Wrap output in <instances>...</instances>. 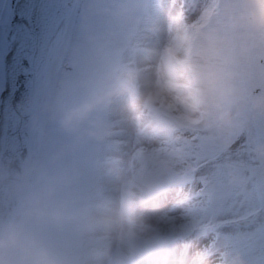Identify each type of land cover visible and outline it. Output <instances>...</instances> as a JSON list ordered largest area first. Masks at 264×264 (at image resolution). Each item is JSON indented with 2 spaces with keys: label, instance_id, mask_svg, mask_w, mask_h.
<instances>
[{
  "label": "rangeland",
  "instance_id": "1",
  "mask_svg": "<svg viewBox=\"0 0 264 264\" xmlns=\"http://www.w3.org/2000/svg\"><path fill=\"white\" fill-rule=\"evenodd\" d=\"M240 2L81 0L71 31L55 52L46 91L37 98L28 179L13 221L37 234L66 264H151L153 259L156 264H204L217 256L221 260L217 264H226L230 250L241 252L246 264H264V112L246 102L233 123L223 129L199 124L189 128L157 100L149 105L138 99L153 83L138 66L145 30L170 39L157 29L155 14L164 16L176 32L189 34L184 44L186 59L177 61L175 68H187L192 76L212 70L230 77L246 101L264 99V34L257 38L235 23L233 14ZM121 8L128 13L118 14ZM129 69H136L137 74L130 77ZM101 88L119 92L75 128H66L62 113ZM214 96L210 87L206 93L210 104ZM119 105L134 124L140 123L153 135L193 132L198 140L185 150L171 148L151 158H142L139 151L133 159L128 150L121 149L116 153L125 157L124 162L110 164L107 152L115 143H108V138H113L114 127L124 120L116 111ZM125 128L124 140L139 138V132ZM240 136L244 137L242 150L227 151L217 159ZM176 145L179 149L183 144ZM137 158L143 164L139 192L125 196L133 201L132 216L147 204L170 201L188 214L163 230L149 229L145 235L151 239L145 243L137 238L141 233L120 223L123 235L108 243L106 253L111 260H106L95 254L98 249L91 241L92 233L98 231L93 215L99 206H107L110 186L129 188L123 176L136 172ZM34 208L45 213L29 215Z\"/></svg>",
  "mask_w": 264,
  "mask_h": 264
},
{
  "label": "bare ground",
  "instance_id": "2",
  "mask_svg": "<svg viewBox=\"0 0 264 264\" xmlns=\"http://www.w3.org/2000/svg\"><path fill=\"white\" fill-rule=\"evenodd\" d=\"M55 1L56 0H36L33 3V0H20L17 6V17L13 25L10 50L6 58L7 87L3 93L2 105L0 109V153L2 151L3 136L7 119V101L12 87L13 72L16 67V61L18 59L20 47L23 41V35L26 31L27 14L31 8H34L37 13L35 22L38 29V48L35 57V66H37L39 64V60L49 54L58 37H60V35L64 32V22L61 19H55L54 16L56 8ZM155 16V21L158 24L157 29L161 32V34L164 33V35H170V39H167L166 37L157 38L150 30H145L144 32V43L140 46L141 49L139 50L138 55V66L143 72L142 76H148L153 79V83L150 85L151 87L158 81L161 83L168 81L173 70L177 69L175 68L177 61H185L186 45L184 44L187 42L186 38L189 37L187 32H176L164 16L161 17L158 15V18L156 14ZM165 23L166 25H164ZM181 43H183V45ZM163 56H166L167 59L163 60ZM36 72V77H38L40 70L37 69ZM142 81H144L143 78ZM157 101L161 105L171 109L179 117V113L176 111L173 102H170L164 97L158 98ZM116 111L122 115L124 120H122V123L118 122L114 127L113 138H108V143H115V147L111 148L107 152L110 164L124 162L125 157L121 153H116L121 149L128 150L131 153L130 158L133 159L139 151L143 153L142 158H151L155 155H165L171 148L176 152L180 151L182 148L185 150L190 148V142L198 140L196 138H198L199 135L197 134L196 136V133L193 132L183 134L182 132L173 133L166 131L162 134L153 135L148 131H145V128H142L143 125L141 126L140 123L134 124L130 120L128 114L126 115L122 105H119ZM125 127L129 128L132 133L139 132V138H136L132 142L130 140H124L121 134L125 132ZM177 142H182L183 144L179 147V149L176 145ZM243 147L244 137L240 136L236 138L227 149L222 150V152L218 155V158H216H223L227 151H232L233 153L240 152ZM137 163H139V165L137 170L135 169L136 172H134V174L128 173L123 176V178H126L125 184H127L126 186L129 188L125 189L117 184L110 186L109 193H107L105 197L106 202L108 200L107 206H99V208H97L99 210L95 211L93 215V220L96 223L95 226L98 228V231L92 233L90 236L91 241L95 245V248L98 249V252H95V254H98L103 258L106 257V260H111V256L106 253L108 243L113 239V237L123 235L122 231L119 230L120 223H124L133 230L137 231L136 234L138 232L141 233L140 235H137V238L140 239L141 242L145 243L148 239H151V237L145 235L146 233H149V229L159 228L163 230L169 227L173 220L184 219L188 214L185 209L178 208V205L176 206L172 204V201H170L166 204H147L145 207H141L135 213L136 216L133 217L132 214L134 213V209L131 207L133 201L131 198L127 200L125 196H134L135 193L139 192L138 187L140 184L138 182H142L139 180L142 179L140 174L143 170V164L140 158H137L136 164ZM105 169L107 170V166ZM129 189L131 193H128ZM119 197H123V199L120 200L121 202L119 201ZM127 233L129 234V230H127ZM219 259L220 257L217 256L216 258L207 260L204 264H217L221 261ZM153 260L155 261V259ZM153 262L151 264H156ZM98 264L108 263L99 262Z\"/></svg>",
  "mask_w": 264,
  "mask_h": 264
},
{
  "label": "clouds",
  "instance_id": "3",
  "mask_svg": "<svg viewBox=\"0 0 264 264\" xmlns=\"http://www.w3.org/2000/svg\"><path fill=\"white\" fill-rule=\"evenodd\" d=\"M127 13V8L118 10V14ZM233 19L236 24L259 38L264 34V0H241L235 7ZM127 74L134 77L137 70L129 69ZM210 87L215 93L211 104L206 97ZM118 92L117 88H101L82 104L66 109L61 116L62 124L69 129L75 128L78 121L99 105L110 103ZM161 97L174 103L179 113V122L189 128L199 124L209 129H223L233 123L238 108L246 102L250 103L255 111L264 112V99L246 101L233 86L230 77L220 76L212 70H204L192 76L187 68H177L173 70L168 81L156 82L138 99L150 105ZM44 213L45 210L42 208L29 209V215ZM0 264H66V262L37 234L27 230L22 224L0 221ZM226 264H246V260L241 252L230 250L226 253Z\"/></svg>",
  "mask_w": 264,
  "mask_h": 264
},
{
  "label": "water",
  "instance_id": "4",
  "mask_svg": "<svg viewBox=\"0 0 264 264\" xmlns=\"http://www.w3.org/2000/svg\"><path fill=\"white\" fill-rule=\"evenodd\" d=\"M36 0H33V3ZM80 0H56L55 19L66 24ZM37 13L31 8L27 14L26 31L20 47L16 67L13 72L12 87L7 104V119L0 153V221H11L20 200V193L26 176L31 152V132L34 110L42 83L45 82L48 58L52 59L55 48L61 38L58 37L54 47L35 66L38 48V29L35 25ZM17 17V16H16ZM65 29V27H64ZM49 56V57H48ZM40 74L36 77V70ZM44 85V83H43ZM7 87V75L2 97ZM42 88V89H41ZM39 100V99H38Z\"/></svg>",
  "mask_w": 264,
  "mask_h": 264
},
{
  "label": "flooded vegetation",
  "instance_id": "5",
  "mask_svg": "<svg viewBox=\"0 0 264 264\" xmlns=\"http://www.w3.org/2000/svg\"><path fill=\"white\" fill-rule=\"evenodd\" d=\"M18 0H0V85L4 58L8 51L11 32L15 22V7Z\"/></svg>",
  "mask_w": 264,
  "mask_h": 264
},
{
  "label": "trees",
  "instance_id": "6",
  "mask_svg": "<svg viewBox=\"0 0 264 264\" xmlns=\"http://www.w3.org/2000/svg\"><path fill=\"white\" fill-rule=\"evenodd\" d=\"M70 24H72V19L70 20V22H69Z\"/></svg>",
  "mask_w": 264,
  "mask_h": 264
}]
</instances>
